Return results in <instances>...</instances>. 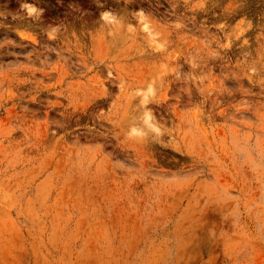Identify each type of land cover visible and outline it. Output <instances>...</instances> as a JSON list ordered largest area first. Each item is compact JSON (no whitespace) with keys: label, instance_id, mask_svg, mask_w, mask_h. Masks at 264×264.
<instances>
[{"label":"rangeland","instance_id":"obj_1","mask_svg":"<svg viewBox=\"0 0 264 264\" xmlns=\"http://www.w3.org/2000/svg\"><path fill=\"white\" fill-rule=\"evenodd\" d=\"M0 264H264V0H0Z\"/></svg>","mask_w":264,"mask_h":264}]
</instances>
